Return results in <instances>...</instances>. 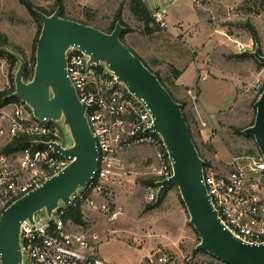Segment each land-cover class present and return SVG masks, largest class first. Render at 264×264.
Returning a JSON list of instances; mask_svg holds the SVG:
<instances>
[{
	"label": "rangeland",
	"instance_id": "rangeland-1",
	"mask_svg": "<svg viewBox=\"0 0 264 264\" xmlns=\"http://www.w3.org/2000/svg\"><path fill=\"white\" fill-rule=\"evenodd\" d=\"M31 1L48 9H53L56 2ZM63 1L66 15L103 30L110 29L122 6V16L131 28L124 34V39L184 103L193 139L208 166L226 173L232 169L235 154L259 150L254 136L242 130L251 125L255 116L257 96L253 85L264 79V65L258 63L249 49L258 44L264 51V0H235V4L234 0H222L230 6L213 1L207 9L203 0H177L176 4L182 9L179 13L173 0L166 3L146 0L152 11L157 4L161 10L165 9L166 22L179 15L191 21L199 13L201 31H207L209 35L192 46L182 39L184 33L171 36L167 27L154 19L149 22L154 33L147 35L144 21L130 9L131 0H106L96 5L87 0ZM37 30L38 22L20 0H0V32L7 37L8 44L4 48L8 53L17 52L30 61L36 47ZM242 43L249 46L246 51H241ZM156 46L166 53H155ZM176 55H183L179 64L184 70L189 67L190 75L186 81L177 80L176 70L179 69L172 59ZM18 63L17 59L12 64L8 54L0 57V90L15 85L12 78ZM184 64L187 66L183 67ZM190 89L196 90V100L190 96ZM8 105L5 109L10 112ZM2 115L0 126H6L7 121ZM61 131V140L66 141L67 134L62 128ZM10 139L0 137V148ZM157 163L155 150L149 144L132 147L121 154L122 167L116 170L120 177L117 181L113 178L112 182H116L110 187L113 189L112 210L118 214L112 220L103 215L104 224L97 228L104 236L99 245L101 255L116 264H151L149 258L157 250H167L176 264H188V257L191 264H227L208 252H195L201 238L190 223L189 212L177 186L167 187L161 201L155 205L158 200L151 198L152 191L146 181L157 174ZM164 238H170L172 245H166Z\"/></svg>",
	"mask_w": 264,
	"mask_h": 264
},
{
	"label": "built area",
	"instance_id": "built-area-1",
	"mask_svg": "<svg viewBox=\"0 0 264 264\" xmlns=\"http://www.w3.org/2000/svg\"><path fill=\"white\" fill-rule=\"evenodd\" d=\"M152 16L157 23L167 26L165 10L156 9ZM248 47L240 45L241 51ZM66 69L80 100L88 105L86 116L99 151L98 166L88 185L75 193L71 207L55 209L51 218L38 213L34 225L22 226L24 252L28 264H116L100 253L104 236L96 228L94 214L101 212L109 220L118 214L112 210L110 187L120 177L116 170L122 167L121 154L141 144L151 145L158 160L155 176L162 177L158 180L172 174L170 156L152 128V113L144 99L130 93L109 69L91 62L76 47L67 52ZM253 89L256 96L260 94L264 79L257 80ZM189 94L194 100L198 98L196 90L190 89ZM8 106L10 112L6 111V105L0 107V114L7 121L6 126H0V137L27 136L29 144L11 153L0 148V215L17 198L63 170L71 160L42 143L61 140L62 131L56 121L35 118L22 102ZM203 181L226 227L236 237L264 242V154L260 150L235 154L232 169L226 173L205 166ZM149 186L151 198L156 199L158 186ZM70 208L79 211L81 221L73 219ZM149 262L176 264L167 250H157ZM188 262L191 264L190 257Z\"/></svg>",
	"mask_w": 264,
	"mask_h": 264
},
{
	"label": "water",
	"instance_id": "water-1",
	"mask_svg": "<svg viewBox=\"0 0 264 264\" xmlns=\"http://www.w3.org/2000/svg\"><path fill=\"white\" fill-rule=\"evenodd\" d=\"M42 28L36 44L32 78L26 80V59L17 52L15 89L20 99L39 120L56 121L67 134L66 141H47L54 152L70 158L60 172L40 186L17 198L0 215L1 264H28L21 230L35 224L38 213L52 217L60 207H71L75 193L91 181L98 166V148L86 116L87 103L78 96L67 69V52L76 47L89 60L109 69L130 93L143 98L153 117L152 128L160 135L170 156L172 174L156 181L157 200L166 188H179L190 215V223L200 235L197 250L207 251L227 264H264V242L236 237L214 208L204 183L205 159L200 155L190 127L177 101L160 78L121 39L124 25L116 22L107 32L94 25L63 17L56 8L51 14L38 10ZM252 55L264 64V54L256 44ZM254 123L242 131L254 136L264 154V89L255 102Z\"/></svg>",
	"mask_w": 264,
	"mask_h": 264
},
{
	"label": "trees",
	"instance_id": "trees-1",
	"mask_svg": "<svg viewBox=\"0 0 264 264\" xmlns=\"http://www.w3.org/2000/svg\"><path fill=\"white\" fill-rule=\"evenodd\" d=\"M20 2L23 5L26 6V8L28 9L29 13L38 22V30H37L36 44H37V40H38V37H39L40 32H41V28H42V20H41L39 14H38V10H41V11H43L46 14H51V13H53L55 11L56 8H59L60 9V13H61V15L63 17L70 18V19H74V20H77V21H80V22L89 24L86 21H83V20H80V19H77V18H74V17H71V16L66 15L65 14V5H64V1L63 0H56L55 7L53 9H48V8L44 7L43 5H41V4L39 5L37 3H34L31 0H20ZM130 9H131L132 13L138 19H140L141 21H144V23H145V31L147 33L153 32L155 30L154 28H152V27L149 26L150 20H153V16H152L153 11L149 7V4H148V2L146 0H131V2H130ZM116 22H120L125 27V29L121 33V39H122V41L124 43H126V41L124 39V34L126 32L131 31V28L128 26L127 22L124 20V18L122 16V6H120L119 9L117 10V12H116V14L114 16V19L112 21V24H111L110 29L105 30V31L111 32L114 29ZM253 32L255 33V31H253ZM6 44H8L7 37L3 33L0 32V57H3L6 54H8L9 58L12 60V64H14V63H16L17 58L13 54L8 53L5 50L4 46H6ZM128 47L134 52V50L129 45H128ZM260 52L263 54V51L261 50V48H260ZM134 53L138 57H140L143 60V62L150 68V66L148 65V63L141 56H139L136 52H134ZM242 55H246V54H242ZM30 61H31V63H30ZM30 61H27L26 60L27 65H26V69H25V72H24V78L26 80L31 79L32 78V75H33V72H34V67H35V62H36V47H34V49H33V55H32V58H31ZM258 63L260 65H264L263 63H261L259 61H258ZM151 70L157 74V76L160 78L161 82L170 91V93L172 94V96L177 101H179L173 95V93L171 92V90L167 87V85L165 84V82L163 81V79L160 77V75L156 71H154L153 69H151ZM12 82H14V78H12ZM14 89H15V85L13 83L11 88L0 90V107L5 106V105H7L9 103H12V102H19V103L22 102L20 99H18L17 97H15V96L12 95V92L14 91ZM259 95L260 94H258L257 97ZM179 102H181V101H179ZM181 104H182L183 113H184L185 118H186V120L188 122L187 115L184 112V107H183L184 103L181 102ZM255 114H256V108H255ZM254 120H255V116H254V119H253V121H252L251 124L254 123ZM188 125H189V122H188ZM28 144H29V139H28L27 136L14 137L5 146H3L2 151L7 152V153L15 152V151H18V150L24 148ZM205 166H208V162L207 161L205 163ZM160 178H162V177H160V176H153L152 178L148 179L146 182L149 185H156V181L158 179H160ZM160 201L161 200H158L157 202H155V205H157V203H159ZM150 207H152V205L151 206H147V208H150ZM69 211H70V215L73 217V219L75 221H77V222L81 221V216H80L79 211L77 209L70 208ZM201 251H203V250H197V249H195V252L196 253L201 252ZM205 252H207V251H205Z\"/></svg>",
	"mask_w": 264,
	"mask_h": 264
},
{
	"label": "crops",
	"instance_id": "crops-1",
	"mask_svg": "<svg viewBox=\"0 0 264 264\" xmlns=\"http://www.w3.org/2000/svg\"><path fill=\"white\" fill-rule=\"evenodd\" d=\"M87 1H90L93 5H96V4H99V3L103 2V1H106V0H87ZM166 1L167 0H161V2H163V3H166ZM192 1H194V0H192ZM213 1L214 2L219 1L224 6H230L231 5V4H228L226 1H222V0H203V3H205L203 6L207 9V7H209L213 3ZM176 2H177V0H173V3H175L174 6H175V8H177V12L179 13V11L182 10V9H180V7H179L180 4H176ZM235 2L236 1L234 0L233 1V4H235ZM206 4H207V6H206ZM156 6H157L156 9H160L161 8V6L159 4H157ZM150 7H152V6L150 5ZM163 10H165V9H163ZM183 18H185V17L179 15L177 17V19H174L173 20L172 18H170L171 21L170 22H167V26L166 27H167V30L169 31V33H170L171 36L177 37L179 34H183L184 33L183 36H182V39L185 40L186 43H188L190 46H192V45H195L197 43H201L200 40H204V37H205L206 34L209 35V33H207V31L206 32L205 31H203V32L201 31L200 23L202 22V18L199 16V13L197 14V16H193L191 18V21H190V19H187V18H185L183 20ZM180 26H183L184 28H180ZM192 29H195V30H193V32H190V31H192ZM185 31H188V32H185ZM153 33L154 32H150V33H147V35H152ZM167 42H168V40L166 41V43ZM126 43L131 47V45L129 44L128 41H126ZM161 48H159L158 46H156V49L154 50V52L155 53L156 52H160V54L166 53V50L161 51L160 50ZM134 52L137 53V51H135V50H134ZM139 56H141V55H139ZM181 57H183V55H176V56H173L172 59H174V64L179 69L178 71L176 70V72H177L176 73L177 80L178 81H186L187 78H189V75H190V73H189V67H186V69L184 70L180 66L179 62H181ZM185 66H187V64H184L183 67H185ZM150 68L152 69V67H150ZM190 68H192V67L190 66ZM94 217H95L96 228L101 227L104 224L105 216H103L100 212H96L94 214ZM170 232H172V231H170ZM175 236H177L176 233H175ZM172 237H174V236H172ZM163 242L166 245H172V241H170V238H168V239L167 238H164ZM168 248L170 249V247H168Z\"/></svg>",
	"mask_w": 264,
	"mask_h": 264
}]
</instances>
